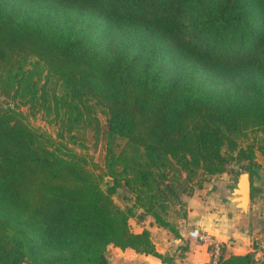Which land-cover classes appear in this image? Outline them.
<instances>
[{"label":"trees","instance_id":"1","mask_svg":"<svg viewBox=\"0 0 264 264\" xmlns=\"http://www.w3.org/2000/svg\"><path fill=\"white\" fill-rule=\"evenodd\" d=\"M0 86L60 138L98 134L99 107L107 126L96 172L0 109V264H110L109 245L165 262L130 218L178 237L185 197L264 159V0H0ZM216 264L264 250L221 245Z\"/></svg>","mask_w":264,"mask_h":264},{"label":"rangeland","instance_id":"2","mask_svg":"<svg viewBox=\"0 0 264 264\" xmlns=\"http://www.w3.org/2000/svg\"><path fill=\"white\" fill-rule=\"evenodd\" d=\"M7 106H10L12 108H15L19 112L22 113L23 119L33 128H35L38 131L44 132L47 135L52 136L56 140H62L65 145L70 149L77 153H81L86 156L89 166L91 168H94L96 172H98L100 169V166L102 165L103 156L106 150V143H107V126H106V116L101 111V107L98 108V116L101 122V128L100 131L97 133L94 132L92 128H87L83 132L79 133V139L76 142H72L70 140H67L65 138H60L57 134L58 127L55 123H52L49 121L47 117H45L42 113H36L33 114L30 108L27 105H19L17 106V103L8 95L3 94L2 88L0 86V109L6 108ZM84 136L85 143L84 145L81 144L80 137ZM117 142H119V139H117ZM257 162L259 163V168L257 169V174H255L253 179L254 189L259 187L262 191V193L256 192L254 195L255 199L252 201L251 206V218L255 221L254 229H260L264 231V227H262L261 224L258 223L257 220L264 217V159L261 155H257ZM235 167V166H234ZM238 174H231V173H224L220 176H213L209 179V181L205 182V185L202 189H196L193 193V195L185 197L187 199V213L190 206H195L196 204H200V200H202L205 195H211L213 196L215 193L218 192V188L224 187L228 184L229 187H231L236 178L238 177ZM109 180L108 177L104 178V181ZM103 181V182H104ZM258 188V189H259ZM227 188H225L226 190ZM230 191V189L228 190ZM226 192V191H225ZM199 194V195H196ZM201 194V195H200ZM229 195V192H228ZM129 193L126 192L124 189L119 188V190L113 195V198L115 202L121 206H125L126 204H131V199L129 197ZM200 198H199V197ZM195 200V201H194ZM214 206H217L218 208H224L227 209L224 206V203L220 199H214ZM183 219L185 218H176L174 219L178 226L183 222ZM152 218L147 216L144 219L140 220L138 219L137 215L132 216L130 218V225L132 229L134 230H140L143 228L151 227L152 225ZM162 228V227H161ZM165 228H162V230ZM165 234H170V236H174V234L169 231L168 229H165ZM154 235L156 230H153ZM261 233V231H260ZM256 234V233H254ZM157 237V236H156ZM157 239V238H156ZM159 239V238H158ZM166 240V239H165ZM168 241V239H167ZM176 245L172 247V254L169 253V251L165 252L164 255L166 258H168L165 263L169 264V258H175L180 257L184 254V249H181L180 251L175 250L173 251ZM107 250H113L118 253L119 259L121 261H136L141 260L144 262H147L148 264H151L148 262V259L146 258L145 254L143 253H137L131 248L127 249H120L118 247L109 245Z\"/></svg>","mask_w":264,"mask_h":264},{"label":"crops","instance_id":"3","mask_svg":"<svg viewBox=\"0 0 264 264\" xmlns=\"http://www.w3.org/2000/svg\"><path fill=\"white\" fill-rule=\"evenodd\" d=\"M236 180L231 187H229L228 184L224 187H220L218 188V192L213 196L209 194L205 195V197L200 200V204L190 206L187 217L183 219V222L179 226L180 235L178 237L165 234L166 230H162V228L155 223L152 224L154 227H147L151 232L152 239L156 243L157 250L162 254L169 251V253L173 255L171 250L174 245L176 246L173 248V251L177 249L178 251L181 249L185 250L182 256L175 257L174 259L172 258V262L169 264H208L215 254L216 244H219L220 247L221 245H225L229 251L234 253H245L253 249L252 241L255 235L254 233L263 231L254 229L255 221L252 218L250 237L248 239H243L241 237V231L238 229L239 224L243 220L242 215L239 211L229 210L225 205V200L229 198L228 190L236 186ZM225 188L227 189L225 190ZM258 188L256 191L252 182V201L254 200L256 192L262 193L261 189ZM213 198L222 200L227 209L214 206ZM261 219L262 218L257 220L259 224H261ZM261 225L264 227V224ZM194 228H199L201 234L207 236L208 240L205 241L204 239L191 237L190 231ZM153 230H156L155 235ZM211 246L212 249L209 248ZM145 256L151 264H166L154 255L145 254ZM256 256L259 257L260 253L256 254Z\"/></svg>","mask_w":264,"mask_h":264},{"label":"water","instance_id":"4","mask_svg":"<svg viewBox=\"0 0 264 264\" xmlns=\"http://www.w3.org/2000/svg\"><path fill=\"white\" fill-rule=\"evenodd\" d=\"M226 207L231 211H239L242 215V222L239 224L241 237L248 239L251 233V206H252V180L249 170L243 169L240 171L236 186L229 191V198L225 200ZM264 224V218L260 220ZM110 264H148L147 262L136 261H121L117 252L106 250L104 252Z\"/></svg>","mask_w":264,"mask_h":264},{"label":"built area","instance_id":"5","mask_svg":"<svg viewBox=\"0 0 264 264\" xmlns=\"http://www.w3.org/2000/svg\"><path fill=\"white\" fill-rule=\"evenodd\" d=\"M190 236L193 238L204 239L205 241L208 240L207 236H203L201 234L199 228H194L193 230H191ZM254 238H257L258 242H257V246L255 248H253L252 250H254L256 254H258V253H260V251L264 250V232L256 233L254 235ZM215 249H216L215 254H214L212 260L208 264H216L217 256H218V253L220 251V245L216 244Z\"/></svg>","mask_w":264,"mask_h":264}]
</instances>
